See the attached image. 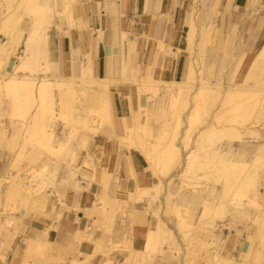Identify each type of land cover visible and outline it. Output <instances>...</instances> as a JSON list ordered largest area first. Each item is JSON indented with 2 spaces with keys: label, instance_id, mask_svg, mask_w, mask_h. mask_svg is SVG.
Returning <instances> with one entry per match:
<instances>
[{
  "label": "bare ground",
  "instance_id": "6f19581e",
  "mask_svg": "<svg viewBox=\"0 0 264 264\" xmlns=\"http://www.w3.org/2000/svg\"><path fill=\"white\" fill-rule=\"evenodd\" d=\"M193 1L198 3L199 0ZM253 1L264 3V0ZM83 5L80 0H0V32L8 38L3 40L2 34H0V106L6 103L13 109L12 114L23 118L21 121L13 122V140L10 141L7 137V129L3 121L0 120V148H14L20 133H23V138L26 139L28 136L36 139L46 137L50 141L55 130H49V127L52 128L56 125L55 123L61 117H70V122H76L80 125L81 129L72 124L70 134L72 137L77 133H83L82 139L83 144H85L88 132L97 134L101 129L106 130L109 125L111 126L109 92L113 85L128 82L136 83L140 91L147 94L148 97H151V91L156 92L163 85V90L171 95V107L179 110L178 107L183 93L188 89H192L196 80H198L200 85L195 90L194 104L189 113V130L191 131L189 134L187 132L186 136L183 135L184 138L186 137L185 145L180 146L174 141L163 144L160 141L152 143L145 140L144 135H147L148 131L144 120L147 109L135 113L133 125L127 127V135L121 139L127 147H140L145 152L150 167L154 170V184L151 187H141L138 182L136 189L128 193V198L120 199L108 194L113 184L112 174L104 172L103 176L99 178L96 175L97 171L93 172L90 176L92 181L100 183L103 190L96 195L94 206L88 212V215L91 219L92 213L99 211L105 197L108 196L111 199L110 205L113 210L127 212L133 226L136 223H144L145 220L142 215L146 217L147 211H140L135 207V203L150 202L149 195L157 198L162 189L163 179L171 177L173 171L177 168V164L181 165L183 150L184 148L187 150L189 146L190 134L195 129L201 128L197 135L196 144L190 150L186 161H184V168L180 173L181 176H184L189 169L196 174V180L198 181L191 188L187 186L186 188L179 187L176 189L180 201L189 205L188 217L190 224H192L200 207L203 208V211L199 224L197 226L193 225L195 228H202L207 223H215L213 224L214 228H219L222 223L227 225L224 221L229 213L233 215L235 220L243 214L249 217L253 214V211H251V208H253L256 211L254 219L259 226V228L257 227V233L262 236L261 244L264 247V208L261 204H257V199L261 196L259 188L262 177L261 172L264 171V143L260 142L255 147L250 159H248L250 151L245 147V144L242 143L243 147L238 149L234 143L236 138L244 142V135L246 134L264 139V128L256 127V124L253 123V125L244 126L246 131L239 134L233 126L219 128L218 125L207 122L208 114L216 105L217 95L222 87L221 82H212V77L215 75V66L207 63L209 58H214L213 49H209L208 59L206 60L194 57L193 52H190L191 56L187 64L185 79L181 81H161L153 77L151 67H149L146 74L141 76L138 66L133 64L132 54L125 58L124 41L132 34L123 31L120 39L115 44L121 47V58L118 67L119 76L117 79L95 76L94 59L91 54L84 55L82 74L79 77H65L63 75L51 77L54 76L48 54V38L51 26L56 25L60 28L61 21L64 19L71 26L75 25L74 10L83 7ZM213 9V12H216L215 8ZM26 16L30 20H25ZM200 19L199 10L196 8L191 12L188 20L190 26L189 49L191 51L194 46L196 32H199L198 23ZM23 22L29 25L23 26ZM213 23L211 22L210 26ZM203 38L209 41L210 35H205ZM13 57L16 62H12ZM5 64H9L12 69L5 67ZM263 70L264 49L259 53L255 64L252 66L251 73L257 74ZM231 84L233 88L230 85L231 87L227 90L228 93L235 91L236 94L238 93L243 97L245 103L251 97L254 98L258 95V88H264L263 86H252L247 87L246 92H244V85ZM251 108L252 106L245 105L243 109H238L237 114L241 116L243 114L248 115L251 113ZM29 115L30 118H27ZM180 118L179 113L176 117L178 124ZM243 123L245 125V122ZM140 131L143 133L142 135H138ZM163 137V135H158L159 139ZM62 148H64L62 144L59 148L50 146L51 151ZM22 153L21 150L18 155L20 156ZM78 155L76 153V157ZM88 166H92V162L86 160L76 166L73 165L72 170H70L71 174L64 177L63 180L56 179V171L50 170L46 164L41 171L33 174L31 178L28 174V177L18 174L10 179L2 174L0 176V189L5 185L8 193L21 194L25 201H30L35 210H38L37 213L40 210L43 211L50 192L58 195L59 198L61 197L59 200L65 208L68 207V197H65V194L59 191L62 182L69 178L76 179L78 172L86 174L87 170L85 168ZM132 175L134 176L133 173ZM168 179L170 180V178ZM58 182L60 184L57 186ZM219 183L225 185L224 200L214 204L210 197L204 195V191L208 190L212 196L216 185ZM49 185H52L55 190L48 191ZM73 189L74 194H77L82 189L80 182H77ZM153 192H157V195H154ZM10 193L9 195H11ZM166 197L167 201H171L170 193H167ZM244 197H248V201ZM106 211L108 212V210ZM61 214L62 212H59V215ZM153 215L157 219V224L152 227L150 220H147L148 230L142 241L139 243L133 238L132 245L128 249L130 254H125V259L130 264H160L161 260L157 256L161 255L163 257L167 247L172 248L171 245L177 244L174 240L175 232H173V229L168 226L159 213L155 211ZM234 220H229V227L234 225ZM6 223L10 225V221L7 220ZM180 223L183 225L186 222L182 220ZM90 225L91 223L86 229H78L77 231L78 240L80 242L84 241L79 252L85 255V259H74L71 264H112V261L93 262L95 256L100 252L98 247L102 246L104 241L100 240L92 243L91 233L88 231L91 230ZM261 225L262 230H260ZM0 233L4 235V241L0 244V258H4L6 249L10 247L14 237L23 236V258L20 264H38L31 263L28 260L29 257L43 251L47 243H50L47 238V235H49L48 230L41 231L39 234L25 235L18 227L10 228L0 221ZM170 241H172V244ZM94 245H97L96 248H94ZM90 247L94 249L90 251ZM259 253L260 257L263 252L259 251ZM215 259L217 264H222L221 262L232 264L234 262L233 257L227 256L215 255Z\"/></svg>",
  "mask_w": 264,
  "mask_h": 264
},
{
  "label": "crops",
  "instance_id": "0c3cea01",
  "mask_svg": "<svg viewBox=\"0 0 264 264\" xmlns=\"http://www.w3.org/2000/svg\"><path fill=\"white\" fill-rule=\"evenodd\" d=\"M80 1L84 5L74 10L75 25L71 26L64 19L60 28L53 25L49 31L48 54L54 75L51 77L61 75L79 77L82 74L84 55L91 54L94 59L95 76L117 79L121 47L115 44L121 33L126 31L132 35L124 41V55L128 58V55L132 54L133 64L138 66L141 76L151 67V73L157 80L185 79L190 59L187 51L190 46L188 20L194 7L193 0ZM199 6L200 16L206 21L208 15L213 14V8L217 9L220 6V15L218 14L212 30L214 33L211 38L212 44L208 45L210 40L203 38L209 35L207 28L210 24L206 22L203 24L202 18L197 40L200 53L202 48L208 47L214 51V58L207 60L209 65L215 66V75L212 77L214 83L221 82L226 87L231 85L232 88L231 83L244 85L243 88L264 87V70L257 74L251 73L259 53L264 49V3L253 0H200ZM202 27L206 29L202 30ZM2 39H5L3 35ZM208 55L206 51L205 60L208 59ZM199 58L203 59V56L200 54ZM111 90L114 92L111 109L117 118L106 130L91 136L88 150L82 151L81 161L88 159L89 156L98 161L97 177H102L104 172L112 174L113 184L109 192L115 194L117 198L126 199L128 193L136 189L138 182L141 187H151L155 178L145 152L140 147H127L121 139L126 137L127 127L133 125L132 111L138 113L147 109L150 113H157L162 105L158 102H149L147 94L142 93L136 83H120L113 85ZM218 110L219 108L215 111ZM151 127L156 132L162 124L152 122ZM243 141L235 139L234 143L238 149L243 147L242 143L245 144L250 151L248 159L253 155L255 147L260 142L264 143V139L256 140L250 135L245 136ZM151 142L155 143V140ZM195 144L194 141L192 147ZM183 154L186 161L189 152L185 148ZM10 156L9 151L0 149V176L7 168V159ZM88 172L89 176L93 173ZM70 174V170H62L60 179L63 180ZM77 182H80L82 189L74 194L73 186ZM58 184L60 183L58 182L57 186ZM53 190H55L53 186L48 188V191ZM102 190L100 183L84 181L79 175L76 179L69 178L62 182L59 190L68 197V207L64 208L61 203L51 198L46 211H40L36 216L20 217L22 226L18 229L25 235L48 230L47 238L54 246L80 251L84 241L78 240L77 231L86 229L90 224L88 212L94 206L96 195ZM260 191L264 198V173L260 179ZM214 192V199L221 198L224 193L223 183L217 184ZM54 205L56 211L53 210ZM135 207L144 212L146 203L137 202ZM198 211L201 214L203 208L200 207ZM59 212L62 214L59 215ZM142 216L145 222L136 223L132 228L133 238L139 243L148 230L147 220H150L152 227L156 223V220L148 215ZM233 218V215L229 214L226 219L227 225H224L226 227L214 231L215 246L210 248L211 253L214 257L215 255L233 257L232 264H254V256L262 249L259 248L261 242L257 240L255 249H252L249 234L240 226L242 221ZM230 219L239 226L229 227ZM0 239L2 243L4 235ZM23 242V236L14 237L10 247L6 249L4 258H0V264H20L23 258ZM92 250L93 247H90V251ZM213 264H217L216 259Z\"/></svg>",
  "mask_w": 264,
  "mask_h": 264
},
{
  "label": "rangeland",
  "instance_id": "374dc122",
  "mask_svg": "<svg viewBox=\"0 0 264 264\" xmlns=\"http://www.w3.org/2000/svg\"><path fill=\"white\" fill-rule=\"evenodd\" d=\"M199 5L200 0L198 1V3L194 2L193 10H195L196 8L199 10ZM219 8L220 6L215 9L216 14L213 12L212 15H208L207 21L203 19L204 17H201L203 19L201 21L203 24L205 22L207 24L214 22L212 26L207 28V34L210 35V41L208 45L212 44L211 38L214 34L212 30L216 25L218 14L220 15ZM3 11L4 9L2 10V12ZM202 12L204 14L203 10ZM25 20H30V18L26 16ZM22 24L23 26L29 25L25 22H23ZM199 24L200 22L198 23V28ZM201 29L205 30L206 28L202 27ZM3 36L5 37V39L3 40L8 39L7 36ZM198 37L199 32H196L193 49L191 51L188 48L187 51L190 56V52H193L194 57H199L201 54L203 56V60H205L204 54H206V51H209V47L206 49L202 48L200 53V47L197 43ZM14 61L16 62L15 58L13 57L12 62ZM5 67L10 70L12 69L9 64H5ZM198 85H200V82L196 80L194 87L192 89H188L187 91H185V93H183L181 103L179 104L180 106L178 107L179 110H175L173 107H171V95H169L163 90V85H161V89H158V91L150 92L151 97H147L148 101L158 102L160 105H162V107L157 113H150L147 112V110L146 112L144 111L145 113H147L146 118L144 120L148 128L147 135H144V137H146L145 140H155V142L160 141L163 144H167L174 141L177 142L178 145L181 142L180 146L185 145L186 137L184 138L183 135L186 136L187 132L189 134L191 131L189 130V113L190 109L194 104L193 96ZM230 87V85L226 87L224 83H222V87L218 92L219 95H217L216 105L208 114L209 116L207 122L214 123L218 125L219 128L229 125L233 126L235 131L239 134L244 133L246 131L244 126L253 125V123L256 124V127L261 128L260 126L264 125V88H258V95L256 94L257 96L254 98L251 97V99L247 101V103H245L246 101L243 99V97L238 93L237 95L235 91H230V94L228 93V91H224L225 88L229 89ZM243 91L246 92V88ZM109 97L112 105V103L114 102V92L111 89L109 92ZM245 105L252 106L250 111L251 113L248 115L243 114L242 116L240 114H237L239 110L243 109ZM217 108H219V110L215 111ZM110 110V123L113 125L117 117L114 110ZM178 112L181 115L179 124L176 120L177 114H179ZM12 113L13 109L9 107L6 103H3L0 106V120L3 121L5 128L7 129V137L9 138V141L13 140V122L23 120L22 117H17ZM131 116L133 119L135 116L134 111H132ZM28 117L30 118V115L27 116V118ZM152 122H154L155 124H162V127H160L159 130L155 132L154 128L151 127ZM243 122H245V125H243ZM55 124L56 125H54L52 128L49 127V130H55L52 138H50V141L46 137L44 139H36L34 137L28 136V138L26 139L23 138V133H20L16 139L17 142H15L14 148L2 147L3 149L11 153V156L8 157L9 159H7V168L4 169L3 172V175H5L6 178L9 177L10 179H12L14 175L16 176L18 174L24 177H28V174L31 178L33 174H36L38 171H41L42 167L46 164L50 170L56 171L55 178L59 179L60 172L62 170H72L73 165L76 166L86 160L88 162H92V166H88L85 168L87 170L86 174H81L78 172V175L79 178L84 181H92L88 171L96 172L99 167L98 161L94 160L89 155L88 159L81 161V156L83 150H88L91 136H94L96 134L93 132H88L87 142L83 144V133H77V135L71 137L70 131L72 130V124L74 126H77V128L79 129H81V127L80 125L76 124V122H70V117H61ZM200 129L201 128L195 129L190 134L191 137L189 140L187 152H190L194 141L196 142L197 135ZM102 130L104 129H101L97 134L101 133ZM155 133L157 134L156 137ZM142 134L143 133L141 131L138 133V135ZM158 135H163L164 137L159 139ZM247 135L248 134L244 135V137ZM250 136L254 137L256 140H260L259 138H256L253 135ZM61 144L64 145V148L59 149L57 151H51L50 146H57L59 148ZM21 150L23 151V153L19 156L18 152H20ZM76 153L79 154L78 157H76ZM183 164H185L184 154L182 155L181 165L177 164V168H175V171H173L171 177H168L170 178V180L168 178L163 179L162 189L158 193L157 198H154L153 196L149 195L148 198H150V202H145V211H147V215L150 218L156 220L155 224H157V219L153 217V214L156 211L165 220L168 226L173 229V232H175L174 240L177 244L171 245L172 248L167 247V251L163 254V257L161 255L157 257L161 260L160 264H213L215 257L212 255L210 248L215 246L214 231L219 230L220 227L214 228L213 224L215 223H207L202 228H195L194 226H197L199 224L200 217L202 215V213L200 214L199 211L197 212L192 224H190V219L188 217L189 205L180 201L176 189L179 187L186 188L187 186L191 188L198 180H196V174L193 171H190L189 169L186 175H180L181 170L184 168ZM186 166L188 167V165ZM263 173L264 171L261 172V175H263ZM50 186L52 185H49L48 188ZM223 186L225 190L224 183ZM2 190H4V192H2ZM1 192L2 194H0V221H2L4 225L6 224L7 227H21L22 220L20 219V217H29L37 215L38 210H35L30 201H25L21 194L9 192L11 194L9 195L7 189H5V185L3 186V188L0 189V193ZM167 193H170L171 201H167ZM108 194L109 196L116 197L115 194H111L110 192ZM153 194L157 195V192H153ZM204 195L206 197H210L214 204H216L217 202L220 203L222 200H224L223 196L221 198L218 197L217 199H214L215 192L211 196L208 190L204 191ZM51 198L61 203V201L59 200L61 199V197L59 198L58 195H55L54 193L50 192L47 198V204L44 207L43 211H46L48 209V201ZM244 199L248 201V197H244ZM110 201V197L106 196L105 201H103L102 206L99 208V211H97L96 213H92L91 215V230L89 229L88 231L89 233H91L92 243L95 241L98 242L100 240L104 241V244L98 247V250L100 252H98L99 254L95 256L93 262L98 263L102 260L104 262L112 261V264H130L125 259V254H130V251H128V249L131 247L133 241V225L130 222L129 214L120 210H113L112 206L110 205ZM257 204H261V206L264 208V198L262 197V195L260 196V198L257 199ZM56 209L57 208L54 205L53 210L56 211ZM106 210H108V212ZM251 211H253V214L251 213L252 215H250L249 217L243 214L236 219L242 221V223H240V226L244 229L245 232L249 234L250 240L253 244L252 249H255L256 241L259 240L261 242L263 239L262 236L257 233V229L259 228V226L254 219L256 211L255 209L253 210V208H251ZM109 212L111 213L110 215ZM208 216L210 217L211 215L209 214ZM7 220L10 221V225L6 223ZM182 220L186 222L183 225H181L180 223V221ZM224 222L226 223V220ZM224 225L225 224L222 223L221 228L226 227ZM238 226L239 225L236 223H234L233 226L230 225L231 228H237ZM3 229L5 230V228ZM262 229L263 227L261 225L260 230ZM1 237L2 234L0 233V238ZM170 242L172 244V241ZM96 246L94 245V248H96ZM261 247L263 256L260 255L259 257L260 253L258 251L257 255L254 256L253 259L254 264H262V261L264 259V247L262 244H260L259 248ZM74 259L84 260L85 255H82L78 251V249L73 250L68 249L66 247L54 246L53 244L47 243L43 251H40L37 254H33V256L29 257L28 260L31 263L38 264H71V261Z\"/></svg>",
  "mask_w": 264,
  "mask_h": 264
}]
</instances>
